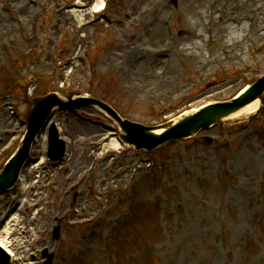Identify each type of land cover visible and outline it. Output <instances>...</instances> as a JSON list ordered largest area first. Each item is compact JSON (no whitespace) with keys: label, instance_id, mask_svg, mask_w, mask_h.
<instances>
[{"label":"rangeland","instance_id":"obj_1","mask_svg":"<svg viewBox=\"0 0 264 264\" xmlns=\"http://www.w3.org/2000/svg\"><path fill=\"white\" fill-rule=\"evenodd\" d=\"M66 5L0 0V168L26 130L27 95L87 93L159 124L264 72V0H108L105 21L83 16L80 34ZM231 5L242 22L233 39L230 17L214 26ZM53 122L66 161L52 163L40 133L17 187L0 195L13 264H42L44 247L50 264H264V108L152 151L105 146L118 126L95 107L57 109Z\"/></svg>","mask_w":264,"mask_h":264},{"label":"water","instance_id":"obj_2","mask_svg":"<svg viewBox=\"0 0 264 264\" xmlns=\"http://www.w3.org/2000/svg\"><path fill=\"white\" fill-rule=\"evenodd\" d=\"M262 90L261 84H256L255 86L250 87L243 96L234 100L233 102L220 104L219 106H207L196 112L194 114L186 115L178 120L172 121L165 125H160L158 127H145L139 124L129 123L127 121H123L121 126L124 131L122 137L131 143L136 144L137 146H147L153 147L156 144H159L167 139L173 137H184V135H188L190 132L195 131L200 126H205L206 124L212 123L219 116L226 115L234 110H236L242 103L254 99L260 91ZM261 92V91H260ZM260 94V93H259ZM56 99H47L44 100L36 111L33 114V120L35 122V129H37L39 125L40 119H46L47 114L49 113L52 105L56 103ZM94 101V99H89L88 102ZM63 106V105H62ZM68 106V104H66ZM220 114V115H219ZM155 129H161V132ZM51 142H52V150L50 151L52 156H59L64 151V142L57 137L56 129L53 127L51 129ZM2 180L0 181V183ZM2 182L0 184V191L8 185ZM1 256L3 261L0 264H5L6 255L1 252Z\"/></svg>","mask_w":264,"mask_h":264},{"label":"bare ground","instance_id":"obj_3","mask_svg":"<svg viewBox=\"0 0 264 264\" xmlns=\"http://www.w3.org/2000/svg\"><path fill=\"white\" fill-rule=\"evenodd\" d=\"M239 1V0H238ZM232 4H237V2L235 3H232ZM99 7V4L96 5L95 7ZM236 9H235V6L231 5L230 7H227L224 11V13L222 12L221 15H218L217 14V17H218V20L220 21V23H218L217 21H215L214 23V26L217 27V28H220L221 31H223L222 29V24H228L230 22H224L223 20L224 19H228L230 17V21L231 23H235L236 25H232V27L230 28L231 29V33H230V38L233 39L234 37H237L239 35V32H240V28L237 27V25H241L242 26V22H238L239 19H236L235 18V14H236ZM85 10H78L76 11L74 14L79 18V16H81V18L83 17V15H85ZM229 14H232L234 15V18L232 20L231 18V15ZM260 16L262 17V19H264V15L260 13ZM81 18H79L80 20H82ZM83 21V20H82ZM223 21V22H221ZM228 21V20H227ZM260 21H264V20H260ZM196 25H199V23H194ZM262 25H258V28L257 29H262L263 27H261ZM228 35V33H227ZM196 37H199L201 39V41L204 40V34L202 32H197L196 33ZM196 43H193V49L194 48H197L200 46V42L199 40H196L195 41ZM36 48V45L33 46V47H30V50H34ZM30 50H27V51H30ZM235 58H237L235 56ZM54 99V95L51 96V97H48L47 99ZM258 105H259V99H254L253 101H251L249 104L245 105V107H243L239 112H237L235 115L238 116V115H247V114H250L251 112H253L254 110H256L258 108ZM196 109V108H195ZM194 109V110H195ZM193 111V110H191ZM189 111V112H191ZM175 121V120H174ZM159 131V130H158ZM105 146H108V145H111V146H114L115 148H120L122 147L121 143H120V140L118 138H112L110 139L109 142L105 143L104 144ZM16 216V215H15ZM14 216V219H16V217ZM19 221V220H17ZM13 223L9 222V226L5 229V232H4V235L0 238V244L5 247L13 256L15 255V246H14V243H15V240H13L11 238L12 234L14 233V227L12 226ZM14 225V224H13ZM21 243L17 245V247H21Z\"/></svg>","mask_w":264,"mask_h":264}]
</instances>
